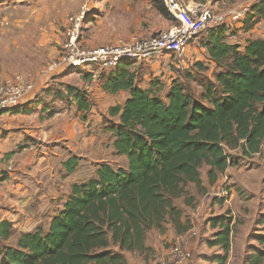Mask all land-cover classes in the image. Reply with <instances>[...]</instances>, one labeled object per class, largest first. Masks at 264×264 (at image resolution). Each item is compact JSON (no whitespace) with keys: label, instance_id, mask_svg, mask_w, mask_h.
I'll use <instances>...</instances> for the list:
<instances>
[{"label":"trees","instance_id":"trees-1","mask_svg":"<svg viewBox=\"0 0 264 264\" xmlns=\"http://www.w3.org/2000/svg\"><path fill=\"white\" fill-rule=\"evenodd\" d=\"M153 2L161 16L170 17L160 0ZM262 17L264 0L251 6L243 21L245 30ZM226 32L225 26L208 29L200 41L207 60L221 72L201 85L199 95L173 80L164 100L153 83L146 89L137 85V72L129 62L101 77L106 94L129 93L122 105L109 109L114 121L106 127L116 155L126 157L127 167L104 163L94 177L72 184L47 230L37 227L21 234L15 246L0 244V264H128L125 253H151L145 243L150 231L163 234L168 224L176 234L189 228L174 201L194 205L189 185L196 196L206 194L201 168H207V181L214 185L234 164L231 151L244 158L262 156L264 161V40L250 39L240 51L226 42ZM64 90L78 110L90 109L85 93L71 86ZM56 94L62 98V93ZM76 167L73 161L66 171ZM205 223L216 230L206 245L223 252L213 260L225 264L236 223L229 212ZM259 223L264 224V217ZM11 228L8 221L0 222L2 242L12 236ZM260 231L249 237L258 246L251 248L248 264L264 262V228Z\"/></svg>","mask_w":264,"mask_h":264},{"label":"crops","instance_id":"crops-1","mask_svg":"<svg viewBox=\"0 0 264 264\" xmlns=\"http://www.w3.org/2000/svg\"><path fill=\"white\" fill-rule=\"evenodd\" d=\"M79 1L76 11L71 15L76 13L84 4H87L90 9L87 27L83 29L81 40L85 47L97 48L113 45L120 40L128 41L134 37H150L161 31L152 22L144 26L146 17L158 19V11L153 0ZM216 1L211 8L216 11H225L228 8L234 9L240 5L243 6V2L247 0H243V2L238 0L233 5H229L227 0ZM67 16L61 25V37L58 36V40L61 42L63 41V27H65ZM263 22L264 17L250 30H245L244 23L231 25L230 28H227L226 42L230 45L239 46V50L242 51L248 40L255 38L264 40ZM162 26H165V22L162 23ZM193 49L197 50L196 47ZM199 50L205 52L201 46ZM207 61L212 64L209 60ZM43 68L41 67L35 74L27 72L28 77L25 78L34 83L33 90L23 97L18 110L5 113L1 117L0 222L8 221L11 223V237L14 238L10 246L16 245L21 234L32 232L37 227L47 230L51 219L67 201L72 184H82L88 180H85L86 178L94 177L95 170L104 163L123 168H126L128 164L126 157L116 155L112 147L114 138L104 126L99 125L101 120L98 112H105L107 109L109 112L111 107L106 105L105 99L122 97L123 104L129 93L122 91L117 95L106 94L101 89L100 81L101 77L108 72L82 69L54 75L53 73L43 74L41 72ZM12 77L0 74V82L8 81ZM136 82L143 89L150 86L149 83H140L138 77ZM66 86L74 87L87 95L91 101V107L88 111L78 110L73 97L66 96L67 93L64 90ZM57 92L62 93V98L66 97L58 98ZM67 100L70 103L66 104ZM26 108L30 110L27 113L23 112V109ZM51 110H55L56 113L49 116L48 113ZM86 116L89 117V120H85ZM110 137L111 141H108ZM112 157L117 158V161L112 160ZM68 161L69 164H73V161L77 162V167L69 173L66 171ZM228 169L229 167L225 173L228 172ZM78 174L81 175L77 176ZM202 184L207 190V179ZM191 195L197 198L194 204L201 202L200 205H197L200 206L199 215L191 219L194 206H186L180 199V203L174 202V205L182 211V222L188 221L189 225L193 226L194 221H198L199 216H203L205 220L221 214L213 213L212 209L215 208L205 205V197H207L208 191L201 198L194 194ZM198 200L199 202H197ZM261 212L258 203L251 217L254 218V222L257 220L258 230L256 233H260V230L264 228V224L259 223L260 217H264ZM256 216H258L257 219H255ZM244 218L246 217L244 216ZM233 221H235L234 217ZM205 225L209 232L202 235L206 239L201 242L198 249L193 245L198 254L193 256L194 259L191 264H209L210 261L207 262L205 258L199 257L201 255L204 257L206 250L212 254L210 258L213 264H216L213 257L223 254L220 248H210L206 245V240L216 230L210 229L206 223ZM249 229L250 227L242 229L245 236ZM156 234L154 243H149L147 237L145 242L146 246L154 252L153 257L161 255L176 232L172 225L168 224L165 233L156 232ZM252 234L247 235V238ZM248 240L247 242L257 245L252 238ZM252 247L256 246H251L250 250ZM249 254L250 252L245 249L236 254V250L231 245L225 264H248ZM138 261L136 264H147L148 262L141 255L138 256ZM151 264H156V262H151Z\"/></svg>","mask_w":264,"mask_h":264},{"label":"rangeland","instance_id":"rangeland-1","mask_svg":"<svg viewBox=\"0 0 264 264\" xmlns=\"http://www.w3.org/2000/svg\"><path fill=\"white\" fill-rule=\"evenodd\" d=\"M189 1L192 2L193 0ZM241 1L243 2V0H240V2ZM215 2L217 1L205 0L201 5L210 8ZM227 2L229 5H233L237 3L238 0H227ZM251 2V0H247L243 2V4L249 6ZM79 3V0H0V74L10 75V77L20 74L24 77H28L27 72L35 74L41 67H45L55 60L59 55L60 45L62 43L61 40H58V36H60L62 32L61 25L63 24V19L67 15V18L71 16V14L76 11ZM196 4L199 5L198 3ZM150 22L161 31L178 25L171 17L164 18L159 12L157 20L154 17H152V19L150 16L146 17L144 26L149 25ZM163 22H165V26H162ZM87 23L88 20L83 25L82 35L83 29L87 27ZM63 28L65 29V27ZM262 28L264 31L263 26ZM206 31L200 33L193 40L182 58L178 59L173 55L158 54L153 56L149 62L139 61L130 63L131 68L137 72L138 78L141 81L140 83H153L154 87H159V95L164 100L167 89L173 80L182 82L185 86H188L195 95H199L202 91L201 85L206 82H213L215 75L221 72V69H217L207 61L205 52L199 50L200 41L205 37ZM195 47L197 50L193 49ZM55 56L56 58H54ZM93 69V67L86 68V70ZM152 79L156 82H151ZM122 101V97L117 99L109 97L108 100L105 99V103L107 106L110 105L109 107L121 105ZM67 103H70V101L67 100L66 104ZM98 114L101 120L99 125L104 126L105 129L109 123L114 121V118L109 115L108 109L105 112L100 111ZM85 120H89V117L86 116ZM88 128L87 126V129ZM108 141H111V137ZM231 154L234 164L229 167L228 172H224L220 175L214 185H209L207 181L208 195L205 197V205L211 206V208L214 207L215 209H212V212L215 214L221 213L220 215H222L229 212L232 218H235V226H237H234L232 247L236 250V254H238L243 249L250 252L251 246H257L252 242H247L249 241L248 239H250L247 238V235L252 233L255 234L258 230L256 225L257 220L254 222V218H251L258 203L259 209L264 215V186L262 184L264 161L262 156L258 155L251 158H244L238 151H231ZM262 154L264 155V147L262 149ZM112 158V160L117 161V158ZM71 166L72 164L68 165L69 168ZM206 173V167L200 169L202 182L207 179ZM79 175L81 174L77 176ZM87 179L89 178L85 180ZM188 191L190 194L195 195L193 185H189ZM222 193L224 196L221 199L215 196L216 194ZM201 197L202 196H200V198ZM199 200L197 202H199ZM203 200L204 197L201 199L202 203ZM174 202L180 203V199ZM200 204L201 202L194 205L192 204V207L194 206L193 209ZM199 207L200 206H197L196 208L199 209ZM244 216L247 219L244 218ZM257 217L258 216H256L255 219H257ZM197 220L198 221H194L193 225L197 233L193 245L198 249L201 242L206 239L202 235L209 231L205 225L203 216H199ZM246 227H250V229L245 236L242 229ZM154 231L155 230H153V232L151 231L152 233H149L147 237L149 243H154L156 241L157 231ZM13 238L14 237H11L4 242L0 239V244L10 245ZM197 249L195 250L193 248V256L198 254V252H196ZM205 252L206 255H204V257L203 255L199 257L205 258L207 262L210 261L209 264H213L210 258L212 254L207 250ZM139 255L148 260L147 264H151V262L154 261L157 264L159 258V256L153 257L154 252L152 249L151 253L148 254L125 253V258L128 264H136L139 262Z\"/></svg>","mask_w":264,"mask_h":264},{"label":"built area","instance_id":"built-area-1","mask_svg":"<svg viewBox=\"0 0 264 264\" xmlns=\"http://www.w3.org/2000/svg\"><path fill=\"white\" fill-rule=\"evenodd\" d=\"M160 1L170 17L178 23L177 26L150 37H134L128 41L120 40L113 45L97 48L85 47L81 42L82 28L90 12L87 4L82 5L76 13L66 19L58 57L41 72L56 75L87 67H93L95 71L110 72L124 62H149L158 54L173 55L179 59L186 54L188 47L200 33L217 26L230 28L233 24L243 23L250 13L251 6L262 0H251L249 6L243 5L225 11H216L189 0ZM33 88L34 83L20 74L0 82V125L2 115L19 108L23 97ZM215 196L221 199L224 194ZM194 209L191 219L199 215V209ZM196 236V229L191 225L187 230L176 234L159 256L157 264H191L193 241Z\"/></svg>","mask_w":264,"mask_h":264}]
</instances>
